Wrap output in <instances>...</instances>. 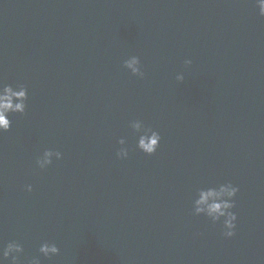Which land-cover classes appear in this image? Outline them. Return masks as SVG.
Segmentation results:
<instances>
[{
	"label": "water",
	"instance_id": "water-1",
	"mask_svg": "<svg viewBox=\"0 0 264 264\" xmlns=\"http://www.w3.org/2000/svg\"><path fill=\"white\" fill-rule=\"evenodd\" d=\"M0 80L28 90L0 134V242L22 244L21 264H264L254 0H0ZM133 119L160 133L152 155ZM45 148L62 157L39 169ZM226 181L239 189L230 238L192 213L197 188ZM43 241L58 254L38 253Z\"/></svg>",
	"mask_w": 264,
	"mask_h": 264
},
{
	"label": "clouds",
	"instance_id": "clouds-1",
	"mask_svg": "<svg viewBox=\"0 0 264 264\" xmlns=\"http://www.w3.org/2000/svg\"><path fill=\"white\" fill-rule=\"evenodd\" d=\"M254 6L258 10V15L264 17V0H254ZM123 67L132 75L143 78L144 72L141 67L140 58L137 55H129L123 60ZM191 59H185L184 65H191ZM177 81H183V72H178L175 76ZM28 90L23 83L15 86L0 80V134L10 129L12 121L10 113L24 114L27 107ZM128 127L137 135L136 147L146 155L156 152L161 136L153 127L146 125L140 119H133L128 122ZM125 138L120 137L118 144L121 145L116 151L117 158H127L128 148L125 147ZM62 153L58 150L45 148L36 159L35 164L39 169H45L53 163V158L61 159ZM27 191L32 190V185L25 186ZM238 187L231 181L219 183L215 186L199 187L195 190L192 199V213L194 215L203 214L213 224L219 222L222 226L221 234L230 238L234 235L236 228L237 214L233 211ZM24 249L21 243L16 240L0 242V264H21L20 255ZM55 242L43 241L39 244L38 253L45 258L55 256L59 252ZM25 264H41L40 256H32Z\"/></svg>",
	"mask_w": 264,
	"mask_h": 264
}]
</instances>
